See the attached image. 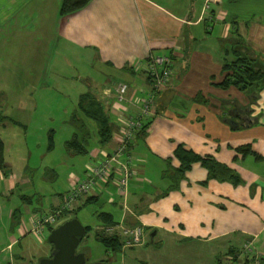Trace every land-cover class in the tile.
<instances>
[{"label":"crops","instance_id":"obj_1","mask_svg":"<svg viewBox=\"0 0 264 264\" xmlns=\"http://www.w3.org/2000/svg\"><path fill=\"white\" fill-rule=\"evenodd\" d=\"M207 2L140 0L138 13L144 21L143 30L137 20L135 23L134 13L138 14L133 0H92L86 8L66 17L61 16L62 0H0V60L5 56V47L6 51H18L24 45L28 50L30 44L35 57L31 54L32 61L27 64L35 67L31 81L44 80L48 63L71 66V57L84 63L75 64L85 66L86 90L96 87L93 81L97 78L88 81L89 71L95 72L97 66L108 73L100 81L104 82L102 86L77 95L80 98L92 93L102 102L110 116L112 137L102 143L96 123L76 111L80 114L71 123L75 129H69L71 132L63 138L64 165L72 164L65 172L69 176L66 192L57 189L51 199H43L44 194L36 191L35 196L43 200L37 208L27 209L28 220L20 209L10 210L11 231H17L20 239L30 238L29 244L37 246L48 243L54 227L38 237L31 234L33 220L52 214L74 184L86 177L87 165L115 151L121 141L122 121L138 115L151 87L142 65L152 56H162L171 58L174 74L170 87L158 96L154 117L146 121L130 151L134 177L127 200L110 183L84 197L76 216L103 201L102 211L97 214L101 226L112 227L106 223L111 218L120 233L123 222L125 227L145 230L142 244L124 246L113 253L114 257L121 256L123 264H264V78L246 91L217 86L225 78L227 62L222 51L233 56L232 63L248 60L256 72L264 74V10H253L262 0H213L205 15ZM195 50L204 55L198 62L192 60ZM190 77L193 84L186 87L183 84ZM121 85L129 87L123 104L118 102ZM71 89L77 92L73 86ZM17 94L13 95L20 98L16 115L29 117L35 113L37 108L32 102L24 100L29 93ZM74 120L85 130L81 131ZM55 133L49 131L48 140L53 135L55 138ZM73 138L86 154L68 150L67 143ZM51 142L54 139L49 145ZM180 145L230 167L239 175L240 184L210 180L208 170L198 163L175 187L168 173L170 168L181 166L175 158ZM244 146H250L259 158L240 155L237 149ZM4 159L0 181L6 195L32 183L30 165L23 173L15 175L11 171L14 178L7 172L12 169L11 163L7 157ZM22 197L26 208H30L34 197ZM119 237L124 243L125 238ZM10 238L7 244L0 241V264H16L23 255L24 250L15 254V246L22 240ZM249 244L251 251L247 249ZM49 248L51 254H43L44 259L52 257L54 249L50 244ZM83 249L89 258L90 250Z\"/></svg>","mask_w":264,"mask_h":264},{"label":"rangeland","instance_id":"obj_2","mask_svg":"<svg viewBox=\"0 0 264 264\" xmlns=\"http://www.w3.org/2000/svg\"><path fill=\"white\" fill-rule=\"evenodd\" d=\"M133 4L138 14L136 15L134 13L135 23L137 20V24L143 29L145 28L144 21L142 16L138 13L140 0H133ZM253 10L256 12L264 10V0ZM132 18L131 15V20ZM199 43L203 45V42ZM30 46L29 44L27 50L23 45L18 51H6L5 47V56L0 60V115L4 116V122L0 125V144H5L6 154L4 157H7V161L12 165V169H9V171L7 170V172L13 176L12 172L16 175L17 172L23 173L27 165L32 167V176L29 175L32 177V183L27 186H21L12 194H5L6 187L4 183L0 181V241L4 240L7 244L11 239L10 237H14L18 242L22 240L21 245L16 244L15 246L16 255L20 250H24L23 255H21V260H18L16 264H40V261L44 259L42 255L45 254L47 256L51 253L47 242L42 246H37L35 243L29 244V242H32L30 238H28V240H23L20 239L17 231L12 232V219L9 218V212L11 209H20L21 213L26 216L27 219V209L37 208L39 202L43 199H51V196L57 189L62 190V193L66 192L67 186L65 183L69 176L65 175V172L69 171L68 168L69 166L72 167V164L69 165V162H67V165H64L63 159H65L64 156L66 155H63L65 153L64 135L67 131L71 132L69 129H75L72 126V120L74 116L80 114L76 115V111L79 110V95L102 86L104 82L100 81L105 78L104 73L108 74L104 69L97 66L95 67V72L89 71L90 76L88 77V81L90 77L94 80L97 78L95 80L96 82L93 81L96 87L86 90L85 81L87 75L84 73L85 66L75 64L76 61L81 60L71 57V60L73 59L71 66L67 64L65 66L55 67L48 63L45 67L44 80L31 81L30 77L35 74V67L27 65L32 61L31 54L33 56V52L29 50ZM201 56H204L203 53L195 50L192 54L193 62H198ZM222 57L223 60L226 58V64H231L233 62V56L227 55L225 51H222ZM58 58H61V56ZM54 72H56V75ZM190 78L188 79V83H184L183 85L186 87L192 85L193 78ZM71 86L76 88L77 92H72ZM188 89L189 88H187V90ZM21 92L29 93V97L24 100L29 103L32 102V105L37 108L36 112L31 113L29 117L27 115L18 116L15 113L18 109L17 101L20 102V98H15L13 95H19L17 93ZM78 93L79 95H77ZM174 106H177L176 103H174ZM7 118H13L14 120L19 119V121L12 123L8 122ZM65 119H67L68 125L65 124ZM17 123L21 125L19 126ZM51 130L56 132L55 138L54 135L49 138V140L51 138L54 139L53 148H51V144L49 145L48 140V133ZM131 181L132 179L130 180V185ZM110 183H114L119 191L120 177L117 174H115L113 178H110L107 184L102 183L103 185L100 189L103 190L107 188V185ZM128 190H130V186ZM36 191H39V194H44V198L38 197L39 195L35 196ZM94 192L95 191L86 197L91 196ZM127 195H129V191ZM22 196H27L30 199L34 197L30 208H26L28 206L23 202L25 200L22 201V198L24 199ZM80 201L73 206L72 213L69 214L66 219H62L59 225H56L53 229L78 216L81 223L88 229L86 237L82 240L79 251L83 248L90 250L89 262L91 264L102 261L106 264H123L121 256L114 257V252L111 250L107 251L104 244H102L98 238H115L110 234L105 235L103 232L105 227L103 225L101 226L99 223L100 221L97 214L102 211V199L99 206H88L79 211L76 216V208ZM125 211H128V209H125ZM120 226L124 229V222ZM113 227L120 228L116 225ZM129 228L135 230L139 229L136 226L134 228ZM141 229L142 237L140 244H142V239L145 234V230L143 228ZM31 234L35 235L34 233ZM124 246L125 245H123V247Z\"/></svg>","mask_w":264,"mask_h":264},{"label":"built area","instance_id":"obj_3","mask_svg":"<svg viewBox=\"0 0 264 264\" xmlns=\"http://www.w3.org/2000/svg\"><path fill=\"white\" fill-rule=\"evenodd\" d=\"M213 0H208L204 14L207 15ZM146 75L150 80V90L142 100L139 113L136 116H128L124 119V128L121 133V141L115 151L105 154L104 159L100 162H92L86 167V177L77 181L69 193L66 195L64 202L51 215L37 216L32 222L31 233L41 236L49 227L59 225L62 219H65L72 213L73 206L84 197L102 188L107 184L110 178L115 174L120 177L119 191L127 200L130 180L133 179L132 170V150L139 134H141L146 125V121L154 117V110L159 94L170 87L171 79L174 74L172 60L169 57L152 56L148 62L142 65ZM128 85H121L118 88V102L120 104L127 102ZM103 183V184H102ZM127 208V204L125 206ZM119 228L107 227L103 230L105 235L110 234L113 237L122 235L125 238V246L133 247L141 243L142 229H130L125 227L122 233ZM130 236V237H128ZM251 251L252 245L247 246Z\"/></svg>","mask_w":264,"mask_h":264},{"label":"trees","instance_id":"obj_4","mask_svg":"<svg viewBox=\"0 0 264 264\" xmlns=\"http://www.w3.org/2000/svg\"><path fill=\"white\" fill-rule=\"evenodd\" d=\"M92 0H62L61 5V16L66 17L74 14L84 8H86ZM209 18V17H208ZM207 18V19H208ZM250 61L245 59H239L234 63L226 64L224 66L225 78L217 86L223 90H229L230 88L246 91L253 87L254 84L260 82L264 78L263 73L256 72L251 66ZM79 111L84 114V116L97 125L98 135L101 138L102 143H107L112 137V129L110 123V116L106 113L103 108L102 102L93 96L92 93H87L79 98L78 103ZM4 122V116L0 115V125ZM74 123L79 125L80 130L84 131L85 128L82 124L74 120ZM53 144L51 142V148ZM4 145L0 144V171L4 168ZM68 150L72 151L74 154H86V150L80 143H78L76 138H73L67 143ZM238 153L242 156H255L257 154L252 152L250 146H244L237 149ZM175 158L180 162V168L173 169L168 173L170 178L173 180L175 187L184 179L185 175L191 171L194 164L200 163L209 172L210 180H218L219 182H230L232 184H240L241 179L239 175L231 169L230 167L217 162L213 158H202L192 151L187 150L183 145H180L176 152ZM109 218V217H107ZM106 218V219H107ZM14 219L17 220V214L14 215ZM107 226H113L111 218L106 220ZM88 231V229H86ZM99 241L104 244L107 250L113 252H119L122 250L124 245L120 237H115L114 239L98 237ZM125 242V241H124Z\"/></svg>","mask_w":264,"mask_h":264},{"label":"water","instance_id":"obj_5","mask_svg":"<svg viewBox=\"0 0 264 264\" xmlns=\"http://www.w3.org/2000/svg\"><path fill=\"white\" fill-rule=\"evenodd\" d=\"M86 235V227L78 217L53 229L48 238V243L54 249L52 257L42 259L40 264H91L86 252L84 250L79 251L82 240Z\"/></svg>","mask_w":264,"mask_h":264},{"label":"flooded vegetation","instance_id":"obj_6","mask_svg":"<svg viewBox=\"0 0 264 264\" xmlns=\"http://www.w3.org/2000/svg\"><path fill=\"white\" fill-rule=\"evenodd\" d=\"M84 250V249H83ZM86 252V254H88L87 250H84Z\"/></svg>","mask_w":264,"mask_h":264}]
</instances>
